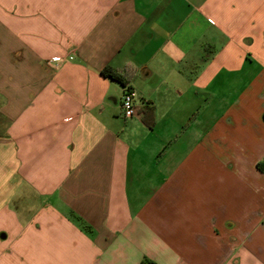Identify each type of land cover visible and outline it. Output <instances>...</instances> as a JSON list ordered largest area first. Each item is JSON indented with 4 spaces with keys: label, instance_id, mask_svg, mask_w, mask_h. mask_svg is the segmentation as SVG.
<instances>
[{
    "label": "crops",
    "instance_id": "1",
    "mask_svg": "<svg viewBox=\"0 0 264 264\" xmlns=\"http://www.w3.org/2000/svg\"><path fill=\"white\" fill-rule=\"evenodd\" d=\"M0 264H264V0H0Z\"/></svg>",
    "mask_w": 264,
    "mask_h": 264
},
{
    "label": "built area",
    "instance_id": "2",
    "mask_svg": "<svg viewBox=\"0 0 264 264\" xmlns=\"http://www.w3.org/2000/svg\"><path fill=\"white\" fill-rule=\"evenodd\" d=\"M70 59H73V57L70 56ZM135 96L136 93L133 90L127 89L121 98L120 110L122 117L125 119L134 117L137 112Z\"/></svg>",
    "mask_w": 264,
    "mask_h": 264
},
{
    "label": "trees",
    "instance_id": "3",
    "mask_svg": "<svg viewBox=\"0 0 264 264\" xmlns=\"http://www.w3.org/2000/svg\"><path fill=\"white\" fill-rule=\"evenodd\" d=\"M101 73L106 76L111 78L112 80H115L119 82L120 84L126 86L129 83V78L123 74L122 72H119L112 68L111 66H106L102 69ZM261 168V166H259ZM263 169V167H262Z\"/></svg>",
    "mask_w": 264,
    "mask_h": 264
}]
</instances>
